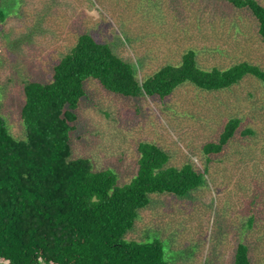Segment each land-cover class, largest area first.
Listing matches in <instances>:
<instances>
[{"label": "rangeland", "instance_id": "obj_1", "mask_svg": "<svg viewBox=\"0 0 264 264\" xmlns=\"http://www.w3.org/2000/svg\"><path fill=\"white\" fill-rule=\"evenodd\" d=\"M0 10V117L16 139L24 138V82H48L81 33L114 46L140 79L179 64L188 50L202 69L247 61L264 70L254 18L222 1L0 0ZM85 90L72 157L113 169L119 184L136 172L139 142L168 152L172 166L206 169L202 185L184 198L151 195L126 239L159 241L169 264H232L243 241L252 264H264V82L247 76L217 92L183 84L164 100L123 98L93 80ZM233 117L240 120L234 138L219 155L205 156L203 145L217 141Z\"/></svg>", "mask_w": 264, "mask_h": 264}, {"label": "trees", "instance_id": "obj_2", "mask_svg": "<svg viewBox=\"0 0 264 264\" xmlns=\"http://www.w3.org/2000/svg\"><path fill=\"white\" fill-rule=\"evenodd\" d=\"M207 1L248 11L264 42V5L258 0ZM3 14L0 10V20ZM247 76L264 82V70L257 65L242 61L202 69L195 51L188 50L179 64H165L140 79L114 46L81 33L52 66L48 82H24L19 114L24 138H14L0 117V264H169L159 241L128 240L126 235L151 195L184 198L202 185L206 169L191 162L172 166L168 152L139 142L136 172L119 184L113 169L97 170L89 158L72 157L71 134L77 131L85 85L93 80L123 98L164 100L183 84L217 92ZM239 125V118L228 119L217 141L203 145L204 155H219ZM250 247L239 242L232 264H252Z\"/></svg>", "mask_w": 264, "mask_h": 264}]
</instances>
